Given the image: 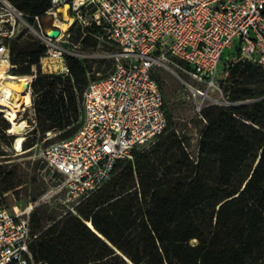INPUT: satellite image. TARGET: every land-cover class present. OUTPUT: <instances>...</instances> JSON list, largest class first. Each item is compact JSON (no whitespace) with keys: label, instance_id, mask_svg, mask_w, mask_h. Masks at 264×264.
Segmentation results:
<instances>
[{"label":"trees","instance_id":"16d2710c","mask_svg":"<svg viewBox=\"0 0 264 264\" xmlns=\"http://www.w3.org/2000/svg\"><path fill=\"white\" fill-rule=\"evenodd\" d=\"M11 1L32 15L43 14L51 4ZM84 32L79 29L74 41L86 42L99 30ZM44 52L32 36L11 45V74L29 75L37 66V124L25 149L48 131L61 130V140L76 134L84 91L96 79L92 66L73 56H67L70 75L43 73ZM228 81L227 97L236 103L203 109L207 125L197 157L180 132L170 129L168 114V126L155 144L120 159L112 177L77 204L75 213L48 226L32 213L36 258L49 264H264V68L238 60L230 66ZM2 113L0 134L10 139ZM0 177V196L21 181L17 168L2 165Z\"/></svg>","mask_w":264,"mask_h":264},{"label":"built area","instance_id":"2783aa9c","mask_svg":"<svg viewBox=\"0 0 264 264\" xmlns=\"http://www.w3.org/2000/svg\"><path fill=\"white\" fill-rule=\"evenodd\" d=\"M64 22L72 24L63 29ZM87 27L98 28L96 37L116 46L106 54L113 65L86 87L81 128L43 152L60 178L53 192H65L75 206L112 177L120 159L151 147L166 130V98L155 76L157 66L177 70L201 116L208 105L236 103L225 100L218 81L225 57L235 54L264 68V0H51L41 15L0 0V84L22 82L11 78V45L29 35L45 46L39 61L43 73L70 75L67 56L91 57L81 41H72ZM55 28L60 33L51 37L48 32ZM26 77L27 91H13L7 101L21 98L20 119L35 126L36 65ZM41 201L13 210L0 196V264H49L31 249V216Z\"/></svg>","mask_w":264,"mask_h":264},{"label":"rangeland","instance_id":"374dc122","mask_svg":"<svg viewBox=\"0 0 264 264\" xmlns=\"http://www.w3.org/2000/svg\"><path fill=\"white\" fill-rule=\"evenodd\" d=\"M46 24L49 26L48 19H46ZM72 41L75 42L74 40ZM81 49L91 56L84 59L87 65L92 66L91 77L99 78L105 76L113 65V60L107 58L106 54L116 50V46L109 40L98 39L96 33H90L88 34V41L82 42ZM238 60L235 54L229 55V58L225 57L222 60L219 71L218 81L225 91V100L231 102L234 101L227 97L226 93L228 86H230L228 76L230 66ZM176 71V69L166 66H157L155 68V76L166 98L170 124L173 125L170 129L176 128L180 132L191 156L197 157L199 141L207 122L197 112L192 94L178 77ZM5 82L8 85V89L10 88L12 92L20 90L22 85V82H18L16 79L14 81L6 80ZM14 82L19 85V88L14 87ZM1 117H4L11 126L5 111ZM27 123L28 126L22 132L24 140L28 136H33L31 130L34 128V124L31 120L27 121ZM10 126L6 129V134L10 136V139L0 134V151L5 153L4 155L0 154V165L7 167L8 170L17 168L18 179L21 181L15 188L1 194L3 200L13 210H20L31 202L41 199V204L34 209L33 213L36 214L37 218L41 219L44 226H48L53 220L59 219L69 212L75 213V205L68 200L65 192H53L60 178L51 169L43 156V152L48 145L62 139V131H48L34 147L23 148V150L19 151L14 147L17 134L9 131ZM144 149L148 148H138V151ZM3 185L2 177H0V188Z\"/></svg>","mask_w":264,"mask_h":264},{"label":"bare ground","instance_id":"6f19581e","mask_svg":"<svg viewBox=\"0 0 264 264\" xmlns=\"http://www.w3.org/2000/svg\"><path fill=\"white\" fill-rule=\"evenodd\" d=\"M72 22H67V23H62L63 29H68ZM11 78H21L22 80V85L20 90L16 91L19 93L26 92L28 89V83L29 79L24 76H15L11 74ZM14 87L19 88V85L14 82ZM11 95H13L12 90L9 88L6 82L3 84H0V110H5L6 111V116L11 122V126L9 131L11 133L17 134L14 147L16 150H21L22 149V142L24 141V135H22V132L25 130V128L28 126V123L26 121H22L20 119V108H19V101L21 98H18L17 101H15L13 104H9L7 101V98H9ZM24 101H28V98H24Z\"/></svg>","mask_w":264,"mask_h":264},{"label":"water","instance_id":"95a60500","mask_svg":"<svg viewBox=\"0 0 264 264\" xmlns=\"http://www.w3.org/2000/svg\"><path fill=\"white\" fill-rule=\"evenodd\" d=\"M67 7H69V4H67ZM59 33H60V30L57 29V28H55V29H50L49 32H48V34H49L51 37H57V36L59 35ZM87 223H88V224H89V225L95 230V228H94L92 222H87Z\"/></svg>","mask_w":264,"mask_h":264}]
</instances>
